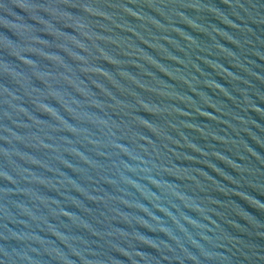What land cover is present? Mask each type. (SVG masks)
Segmentation results:
<instances>
[{"label":"water","instance_id":"1","mask_svg":"<svg viewBox=\"0 0 264 264\" xmlns=\"http://www.w3.org/2000/svg\"><path fill=\"white\" fill-rule=\"evenodd\" d=\"M0 264H264V0H0Z\"/></svg>","mask_w":264,"mask_h":264}]
</instances>
